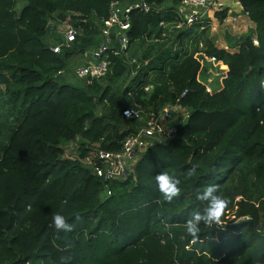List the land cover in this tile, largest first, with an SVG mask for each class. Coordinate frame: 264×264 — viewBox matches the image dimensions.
Masks as SVG:
<instances>
[{
    "label": "trees",
    "instance_id": "16d2710c",
    "mask_svg": "<svg viewBox=\"0 0 264 264\" xmlns=\"http://www.w3.org/2000/svg\"><path fill=\"white\" fill-rule=\"evenodd\" d=\"M112 1L0 0V264H264V0H238L255 28L227 33V47L205 29L195 36L201 56L185 54L193 28L167 36L181 0H143L152 10L128 12L126 50L112 28L108 72L65 80L70 62L97 61ZM68 22L70 43L58 29ZM202 57L222 66L219 87L201 80ZM134 105L141 118H126ZM168 106L190 110L169 120L172 136H158L122 177L96 174L99 150H122ZM162 172L180 181L171 202L155 189ZM208 185L228 203L193 237L186 222L202 213L196 192ZM56 214L71 232L55 229Z\"/></svg>",
    "mask_w": 264,
    "mask_h": 264
},
{
    "label": "built area",
    "instance_id": "2783aa9c",
    "mask_svg": "<svg viewBox=\"0 0 264 264\" xmlns=\"http://www.w3.org/2000/svg\"><path fill=\"white\" fill-rule=\"evenodd\" d=\"M208 6L223 9L225 7V3L220 0H181L178 9H176L181 19L178 23L172 25L176 28L192 26L196 23L198 18V12L196 9ZM133 8H139L145 12L152 10L151 6L143 0H139L134 4H124L118 0L111 2L110 15L108 18L103 20V40L99 47L91 51V57L97 61L79 66L77 69L78 76L84 77L89 75L101 77L108 72L110 61L106 53L113 43L112 28L114 26L119 27L121 31L118 37L121 50H126L128 45L126 31L130 27L127 14L130 9ZM121 14H124L126 18L122 19ZM62 33H64V41L66 43H70L75 39L77 30L69 24ZM254 43L257 44L258 41L254 40ZM62 45L63 44L55 45L52 47V50L54 52H59ZM210 59L214 60V57ZM122 113L126 118L139 119L141 118L142 110L138 106L134 105L124 108ZM170 117V110L167 107L164 108L163 113L160 116L151 113L147 119L146 125L136 134L130 135L125 139L122 150L117 152H111L103 149L99 150L98 155L102 161V165L95 166L94 169L96 174L104 177L105 179H115L125 175L128 167L135 162L140 151L145 150L158 136L166 135L167 137H170L175 133V127H166L161 121H168Z\"/></svg>",
    "mask_w": 264,
    "mask_h": 264
},
{
    "label": "crops",
    "instance_id": "0c3cea01",
    "mask_svg": "<svg viewBox=\"0 0 264 264\" xmlns=\"http://www.w3.org/2000/svg\"><path fill=\"white\" fill-rule=\"evenodd\" d=\"M225 3V7L223 9H219L217 7H204V8H198L196 9L198 12V18L196 23H194L192 26L186 28L192 30L191 37L185 39V54L190 55L195 53L197 56H201L199 50H197V45L195 43L196 50L192 49L193 39L195 36H198L202 30L205 29L206 35L218 46V47H227V42L225 40V35L227 33L233 34V35H241L243 33H246L251 28H255V23L250 19L247 13L244 12L242 5L238 0H220ZM173 3L168 2L166 4L167 7H171ZM176 9H178L179 4H174ZM224 11V17L221 18L220 16L223 15ZM169 27L168 29V37H172L173 33L175 36L179 35L181 32L180 30L182 28H176L174 25L169 24L165 27ZM185 30V29H184ZM191 30V29H190ZM179 33V34H178ZM175 38V37H174ZM201 45H199L200 49ZM230 51H234L232 49H229ZM93 59V58H92ZM203 59V57H202ZM135 61V59H133ZM204 60V59H203ZM205 61V60H204ZM94 61H91L92 63ZM203 63V61H202ZM206 69L205 72H211L214 70V72H217V66L216 65H209L204 62L203 63ZM210 79H212V76H208ZM209 84V83H207ZM170 110L171 117L169 120L175 121L178 116L182 114V117L184 119L187 118L189 114V109L186 108H178V107H172L168 106ZM161 120L163 125L167 127V123L170 121ZM72 145V143L70 144ZM67 146V153H70L69 146Z\"/></svg>",
    "mask_w": 264,
    "mask_h": 264
},
{
    "label": "clouds",
    "instance_id": "9594fccd",
    "mask_svg": "<svg viewBox=\"0 0 264 264\" xmlns=\"http://www.w3.org/2000/svg\"><path fill=\"white\" fill-rule=\"evenodd\" d=\"M188 174L190 176L191 172ZM179 183L180 181L175 176L167 172H162L154 177L155 189L161 194L162 198L168 202H171L178 194ZM216 193L217 188L215 185H208L203 190H198L196 192V199L205 206L203 207L202 213L200 211H195L191 218L187 220L186 232L188 235L193 237L197 235L201 221L205 224H218L220 222L222 210L228 201ZM52 223L57 231H63L65 233L72 231V225L66 221L63 215H54ZM61 264H63V258Z\"/></svg>",
    "mask_w": 264,
    "mask_h": 264
},
{
    "label": "rangeland",
    "instance_id": "374dc122",
    "mask_svg": "<svg viewBox=\"0 0 264 264\" xmlns=\"http://www.w3.org/2000/svg\"><path fill=\"white\" fill-rule=\"evenodd\" d=\"M20 2H19V7L24 5V4L22 5V3H20ZM20 9H18V10L20 11ZM67 25H69V22L68 23H64V24H62V25H60L58 27L60 33H62L66 29ZM193 44L194 45H192V49L196 50L195 43L193 42ZM204 60H203V63L205 62L206 65L207 64L216 65L214 63V61H212L210 58H206ZM74 66H75L74 63L70 62V64L68 65V67H67V69L65 70V73H64V79L65 80L67 78V80H69V81L70 80H72V81L75 80L74 82H76L79 79L78 77H74L75 76V70L78 69V67H76L77 68L76 69ZM205 73H206L205 70H202L201 75H200V78H201L202 81H204L205 83H209V84H211L212 86H215V87H219L220 86V78H221V73H222V66H220L219 71L217 70L216 73L214 72L215 74L213 75L212 79H210L207 76L205 77ZM263 85H264V83H263ZM77 146H78V142H73L72 145L69 146V149H70L69 156L70 157H74L75 156L76 150H77Z\"/></svg>",
    "mask_w": 264,
    "mask_h": 264
}]
</instances>
